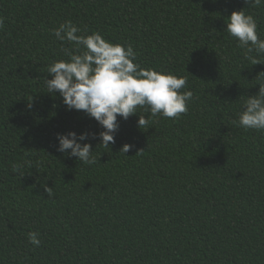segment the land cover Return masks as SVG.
I'll return each mask as SVG.
<instances>
[{
  "label": "trees",
  "instance_id": "1",
  "mask_svg": "<svg viewBox=\"0 0 264 264\" xmlns=\"http://www.w3.org/2000/svg\"><path fill=\"white\" fill-rule=\"evenodd\" d=\"M241 9L264 39V5L245 0H0V264H264V132L233 123L264 83L226 31ZM66 21L186 77L187 113L138 108L103 146L44 85L75 48L53 34ZM71 131L97 134L80 141L95 164L57 151Z\"/></svg>",
  "mask_w": 264,
  "mask_h": 264
},
{
  "label": "clouds",
  "instance_id": "2",
  "mask_svg": "<svg viewBox=\"0 0 264 264\" xmlns=\"http://www.w3.org/2000/svg\"><path fill=\"white\" fill-rule=\"evenodd\" d=\"M245 3L258 7L264 5V0H245ZM243 9L231 13L226 31L237 40V47L243 50L245 59L252 65L264 64L259 58L264 55V39L258 34L257 19ZM3 23L0 18V27ZM86 33V29L71 21L53 30L57 40L67 41L75 48L62 49L68 59L48 66L47 73L52 78H44V85L49 94H60L68 110H83L102 126L104 131L99 137L103 146L114 143L115 133L119 130L118 116L127 120L130 115L137 114L138 108H144L151 116L167 118H179L187 113L193 93L191 90L181 91L187 86L186 77L142 68L136 62L137 53L131 45L114 44L99 32ZM258 85V94L248 96L238 120L233 123L245 130L264 132V83ZM137 123L142 129L147 127L150 119L139 115ZM89 135L93 139L97 136L88 132L58 133L57 151L76 157L84 164H95L91 144L80 143L88 140ZM132 147L125 144L121 151L127 153ZM46 191L49 197L53 195L51 188ZM28 240L37 247L41 243L36 232L28 233Z\"/></svg>",
  "mask_w": 264,
  "mask_h": 264
}]
</instances>
